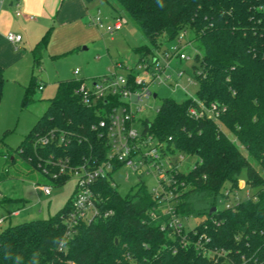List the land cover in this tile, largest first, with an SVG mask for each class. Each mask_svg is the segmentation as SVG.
<instances>
[{"label":"trees","instance_id":"16d2710c","mask_svg":"<svg viewBox=\"0 0 264 264\" xmlns=\"http://www.w3.org/2000/svg\"><path fill=\"white\" fill-rule=\"evenodd\" d=\"M103 1L116 16L126 14L148 41L136 49L137 57L158 50L163 41L174 42L182 32L192 33L199 62V69L193 66L195 97L181 103L163 99L143 126L153 139L167 142L171 153L197 157L189 172L172 173L171 187L178 193V213L201 221L186 232L190 243L182 247L160 229L165 217L149 218L157 203L143 183L122 196L102 179L93 189L98 214L92 221L74 224L71 236H65L70 198L53 217L8 226L0 232V264H241L243 259L264 264V177L254 166L264 174V0ZM47 37L32 50L37 64ZM82 82L57 83L55 98L17 148L33 169L40 172V161L51 154L72 166L105 159L106 140L92 128L99 120L96 111L75 94ZM2 88L0 69V102ZM29 93L24 91L23 107ZM198 102L217 104L218 116H189ZM50 132L63 133L65 144H34ZM243 172L255 192L231 209H218L223 191L236 189ZM196 242L212 257L202 256Z\"/></svg>","mask_w":264,"mask_h":264},{"label":"rangeland","instance_id":"374dc122","mask_svg":"<svg viewBox=\"0 0 264 264\" xmlns=\"http://www.w3.org/2000/svg\"><path fill=\"white\" fill-rule=\"evenodd\" d=\"M10 1L14 3L12 7H9ZM81 2L87 8L86 13L95 14L99 10L109 22L115 14L103 0H81ZM0 3H3L4 9L12 13L19 11L16 0H0ZM122 16L126 19V23L119 32L111 34L96 28H87L83 17L61 25L56 18L45 21L33 15L35 21L28 26L18 24L19 21L14 24L12 33H19L23 40L9 50L4 49L0 57L3 78L0 102V219L5 220L0 224V232L8 226L53 217L72 197L76 185L75 178L71 177L65 183L56 185L38 170L33 169L16 150L28 136L38 118L43 115L49 101L55 98L56 85L60 80L77 78L89 84L106 75L115 63L119 62L125 66L134 65L137 60L136 49L148 45V41L141 35L136 23L126 14ZM34 26L42 27L40 36H36L37 34L31 29ZM46 35L47 42L37 64L32 50ZM192 37V33L187 32L183 41V43L187 40L191 42V45L186 46L184 50L189 59H173L170 62L168 74L173 76L178 71L184 73V77L179 81L171 79L170 84L173 86L178 83V88L171 91L162 84L152 86L150 91L157 96L145 102V106L149 108L139 114V118L152 121L163 99L168 98L181 103L195 97L198 85L193 66L199 69V62L194 59L196 43ZM167 45L169 44L163 41L160 47L165 48ZM12 54H18L19 57H13ZM76 69L79 70L78 76L73 74ZM188 78H191L190 82ZM39 86L42 90H39ZM25 90H30L29 104L23 107L22 98ZM135 127L140 130L138 125ZM182 156L179 172L187 173L198 159L196 156L184 154ZM168 157L174 161L177 154ZM254 166L264 177L261 170ZM244 174L243 172L239 178L237 188L231 190L233 192L230 200L234 197L237 199V202L233 200L232 203H239L246 198L247 193L252 195L255 192L246 185ZM158 179L159 175L155 169L148 170L146 166L141 167L140 175H132L122 168L112 176V181L122 196L134 194L138 184L141 183L152 191L158 186ZM44 185L51 188L49 196L44 195L38 188ZM12 211L17 212L12 214ZM200 221L201 219L192 217L184 223V226L186 230L192 229Z\"/></svg>","mask_w":264,"mask_h":264},{"label":"built area","instance_id":"2783aa9c","mask_svg":"<svg viewBox=\"0 0 264 264\" xmlns=\"http://www.w3.org/2000/svg\"><path fill=\"white\" fill-rule=\"evenodd\" d=\"M107 20V17L99 10L87 18L89 26L109 34L119 32L126 23L120 16L113 17L110 22ZM185 36L186 33L182 32L165 48L137 57L133 66L115 63L106 75L89 84L83 80L75 91L85 106L94 108L96 111L99 120L92 128L98 138L106 140V155L102 161H85L75 166L70 164L69 159L55 157L52 154L40 161V172L51 182L55 183L63 177L76 179L70 203L71 211L64 219L65 236H71L74 224L88 223L98 214V198L93 190L98 180L108 179L111 185L116 187L112 181L116 171L123 168L132 175H140L141 167L146 166L148 170L154 168L159 175L158 186L150 191L157 205L155 209L149 211V218L158 220L165 217L166 224H162L160 229L167 231L172 241L175 242L178 239L182 247L188 245L186 232L191 229L186 230L184 223L189 218H184L178 213L176 209L179 202L178 193L176 194L171 187L172 173L179 171L183 156L178 152L171 153L167 142H158L146 133L143 122L147 119L139 118V114L149 108L145 106V102L157 96L150 91L152 86L162 84L171 91L178 88V83L172 86L170 82L172 78L175 79L174 81L181 80L184 77L183 71H178L172 76L168 74V70L173 59H189L184 50L186 46L191 45V42L187 40L183 43ZM6 39L17 44L21 41V36L8 33ZM73 74L78 76L79 70H74ZM187 80L190 82L191 78ZM39 90H42L41 86ZM218 110L217 104L205 106L198 102L197 107L189 109V116L194 119H215L218 116ZM135 125H138L140 130H137ZM65 142L66 136L63 133L50 132L37 138L34 144L45 148L51 143L62 146ZM175 153L177 157L171 161L168 155ZM38 188L46 196L51 194L50 186L44 185ZM232 192L230 189L223 191L225 198L219 201L218 209L228 210L237 204L232 203L233 200L237 202L235 197L230 200ZM250 196L249 193L246 194V198ZM3 221L1 219L0 224ZM204 241H208L207 238H204ZM195 245L202 256L212 257L199 242ZM175 252L176 248L173 253ZM241 264H248V262L243 259Z\"/></svg>","mask_w":264,"mask_h":264},{"label":"crops","instance_id":"0c3cea01","mask_svg":"<svg viewBox=\"0 0 264 264\" xmlns=\"http://www.w3.org/2000/svg\"><path fill=\"white\" fill-rule=\"evenodd\" d=\"M19 11L17 13H12L10 10L4 9L3 3H0V57L3 54L4 49H11L15 45H19L21 41L17 44H13L6 39L8 33H12L14 24L19 21L18 24L23 26H28L35 19L33 15L39 16L42 20L52 21L54 18L58 20L59 24H68L77 18H84V25L93 29L92 26L88 25L87 18L90 13H86L87 9L81 0H16ZM14 3L10 1L9 7H12ZM58 7V9H57ZM57 9V10H56ZM15 16V17H14ZM116 15H112L111 18ZM35 25V24H32ZM33 32L40 36L42 34V27L34 26L31 27ZM30 30V28H29ZM16 35H20L19 33ZM35 36V38H36ZM11 56L18 58V54H12ZM13 212L12 214L16 213ZM1 220V219H0ZM5 221V220H4ZM4 221L2 223H4Z\"/></svg>","mask_w":264,"mask_h":264},{"label":"water","instance_id":"95a60500","mask_svg":"<svg viewBox=\"0 0 264 264\" xmlns=\"http://www.w3.org/2000/svg\"><path fill=\"white\" fill-rule=\"evenodd\" d=\"M154 97H155V95H154ZM214 211H216V208H212L211 212H214Z\"/></svg>","mask_w":264,"mask_h":264},{"label":"clouds","instance_id":"9594fccd","mask_svg":"<svg viewBox=\"0 0 264 264\" xmlns=\"http://www.w3.org/2000/svg\"><path fill=\"white\" fill-rule=\"evenodd\" d=\"M61 243H66L65 241H61Z\"/></svg>","mask_w":264,"mask_h":264}]
</instances>
